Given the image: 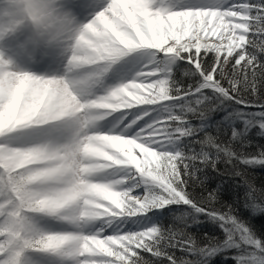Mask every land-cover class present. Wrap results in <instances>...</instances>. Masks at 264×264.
<instances>
[{
    "label": "clouds",
    "instance_id": "clouds-1",
    "mask_svg": "<svg viewBox=\"0 0 264 264\" xmlns=\"http://www.w3.org/2000/svg\"><path fill=\"white\" fill-rule=\"evenodd\" d=\"M78 6L82 0H0V126L7 115L14 129L7 137L10 146L0 154V165L11 172L0 186V264H41L42 259L49 264H145L140 250L161 255L163 231L150 233L147 240L128 234V241L136 243L122 241L117 248L104 235L119 211L106 193H126L144 183L154 208L172 200L191 203L175 194L184 190L174 176L165 177L167 185L153 178V173L167 172L166 162L179 151L154 143L153 122L178 117L167 106L153 115L148 106L174 100L161 73L195 43H181L172 21L181 28L186 20L198 25L197 14L206 9L171 0L168 17L137 15L130 23L122 11L114 13L112 0L84 19ZM50 56L60 61L59 71L38 73L28 66ZM129 60H135L131 75L108 83L110 74ZM121 139L135 162L112 147ZM150 153L163 157L159 169ZM219 219L228 237L224 247L236 246L238 238L264 251L233 216L225 213ZM45 220L64 227L53 230ZM101 240L113 255L99 247ZM237 264L248 261L239 257Z\"/></svg>",
    "mask_w": 264,
    "mask_h": 264
},
{
    "label": "trees",
    "instance_id": "trees-1",
    "mask_svg": "<svg viewBox=\"0 0 264 264\" xmlns=\"http://www.w3.org/2000/svg\"><path fill=\"white\" fill-rule=\"evenodd\" d=\"M249 4L246 41L226 66L202 51L196 58L185 55L171 73L172 97L193 92L211 74L224 93L205 90L189 112L176 110L181 119L169 120L179 144L171 176L184 190L177 193L191 203L166 206L158 221L165 235L158 245L162 254L140 250L145 264H237L239 257L264 264V251L238 238L236 246L224 247L228 237L219 219L230 214L264 247V129L255 114L264 112V0ZM227 105L238 108L239 115L229 116ZM190 124L196 127L188 129Z\"/></svg>",
    "mask_w": 264,
    "mask_h": 264
},
{
    "label": "bare ground",
    "instance_id": "bare-ground-1",
    "mask_svg": "<svg viewBox=\"0 0 264 264\" xmlns=\"http://www.w3.org/2000/svg\"><path fill=\"white\" fill-rule=\"evenodd\" d=\"M246 0H214L210 4L213 6V9L207 10L206 9L202 13H198L199 16V24L193 25L191 21L186 20L183 27L181 28L180 22L178 20H173L172 23L177 28V35L181 43L185 41H195L197 46L209 43H215L216 45H229V44H237L241 41V36L239 33H243L246 30H243L244 25L247 23L248 18V9L245 3ZM162 2H165L163 4ZM171 0H112V6L114 13L119 16L120 11L123 12L124 16L130 23L136 22L137 15L148 17L151 19L153 13L157 14V18L160 17H168V9ZM184 2V1H183ZM104 3V0H82V6H78V11L80 17L82 19L86 18L90 12L98 9ZM186 5L195 6V7H204L205 3H191V2H184ZM150 4H158L159 8L153 9L149 7ZM240 9L239 11H234L232 9ZM142 12V14L139 13ZM207 17V24L204 23V18ZM105 23L111 25V20L108 17L104 18ZM195 27V31L193 30ZM245 33V32H244ZM9 54H11V45H9ZM2 55V54H1ZM3 58L0 57V59ZM32 70L42 73V72H52V71H59L60 70V61L56 59L54 56H50L49 58L43 59L42 61L35 63V64H28ZM135 67V60H129L120 66H118L113 73L110 74L108 77V83L114 84L119 82L122 79H126L128 76L131 75V72L134 70ZM171 67V59L168 61L167 65L164 66L163 72L161 75L163 76L166 73L167 76V68ZM149 109L152 106H148ZM11 110V107L9 108ZM135 111V110H134ZM153 114V113H151ZM147 119V118H146ZM143 123V121H141ZM37 127H42L43 125H36ZM111 126V122H106L103 125V128L107 130ZM19 127V125H16ZM155 127V124H154ZM13 128H10L9 123L7 122V115L5 116V122L2 126H0V154L9 147L10 145L7 142V137L13 135ZM156 138L157 135L153 134ZM154 143H158V140L154 141ZM112 147L118 150L122 155H126L129 157V162H135L136 157L132 154L131 148L129 147L128 143L121 139L115 140L112 142ZM139 147V146H138ZM127 149V151H125ZM140 151L144 152L147 150H143L142 148ZM151 158L155 164V160L159 155L155 153H150ZM120 162H117V166ZM6 171L5 167L0 165V174L3 175ZM14 171V170H13ZM144 189V184L141 183L136 187H132L126 193H116V192H108L106 193L107 198L113 202V204L119 209L115 216L114 223L110 228L105 230L104 235L112 237V243L115 244L117 241H121L124 238V231L119 230L117 225L119 222L124 223L126 220L127 223L134 222L135 218L139 215L144 216L146 214L145 211H141L143 209V205L147 202L150 198L143 197L138 199L136 196L142 194ZM120 200H124V202L118 206V202ZM136 201L135 205H130V201ZM139 207V213L128 215L126 211L132 208ZM46 221L45 220L44 224ZM51 224L47 227L51 229H57L56 225ZM58 225V224H57ZM60 227V225H59ZM63 228L64 226L61 225ZM99 247L103 251H107L109 248L103 243V240L100 241Z\"/></svg>",
    "mask_w": 264,
    "mask_h": 264
},
{
    "label": "rangeland",
    "instance_id": "rangeland-1",
    "mask_svg": "<svg viewBox=\"0 0 264 264\" xmlns=\"http://www.w3.org/2000/svg\"><path fill=\"white\" fill-rule=\"evenodd\" d=\"M184 2H191V3H205L206 5L202 8H206L208 11L213 9V6H210V4L212 2H214V0H183ZM221 2V0H218ZM163 4H165V2H162ZM247 9H248V18H247V23L244 25L243 33H239V35L241 36V41L237 44L232 43L229 45H216L215 43H209V44H203L200 46H197V44H192L189 43L185 46V51H186V55H195V58L199 56V54L202 51L205 52H212L215 54L216 57V62H221V60L224 61V65L226 66L229 62L230 59L232 57V54L234 52L235 49L241 47L244 45L246 38H247V32H248V28H247V24L249 21V16H250V4H249V0L245 1ZM140 14H142V12L139 11ZM198 47V48H194V47ZM209 47V49H208ZM200 48V49H199ZM0 57H2V55L0 54ZM188 60L190 61V59L188 58ZM177 59H171V67L168 69V73L167 76L165 77L166 79V83L164 85V87L168 88V84L171 78V73L174 70V67L177 63ZM191 62H193L194 66H198V63L196 60H191ZM205 90L211 91L212 93H224L223 90L221 89V87L219 86L218 82L215 81V78L213 77V75H209L206 76L204 78L203 83L193 92L189 93V94H184L181 97H173L174 100H166V99H162L160 101V103H162L161 105L152 107L149 109L150 113H153V115H155L157 112H159V110L162 107H170L173 114L176 113L177 109H183L185 110L184 113L189 112V105L191 104V102L193 101H201L203 99L204 95H207V92H205ZM182 106V107H181ZM225 110H229L231 111L230 115L236 114L239 115V110L238 108H234L232 106L228 107L225 106ZM255 114L257 116H259V123L260 125L264 124V112L263 111H259L257 110L255 112ZM181 119V118H178ZM178 121L176 120V123ZM155 124V132L153 134L157 135V140H158V144L160 145L161 148L164 147H168L169 150L171 151H176L178 150L179 144L176 141V136H173L170 132H169V120L168 121H154L153 122ZM198 125V123H197ZM203 124H200L198 126H202ZM192 127H196V125H189L188 129H193ZM264 129V127H263ZM177 132H181V130H177ZM173 142L174 145H169V142ZM143 150H148L147 147L142 148ZM178 153V152H177ZM177 153L176 155L169 159L166 163H167V172L164 175H159L157 173H153V178L156 182L162 184V185H167L168 184V180L165 178L166 176H171L174 175V171H175V160L177 158ZM163 159L162 156H158L157 159L155 160V167L157 169H159L161 167V160ZM11 175L10 171H5L3 175L0 174V186L3 185V183L7 180H9ZM144 184V183H143ZM165 191H167V189H165ZM178 196H181L179 193H175ZM138 199H141L143 197H149L150 199L144 203L143 205V209L141 211H145L146 214L144 216H138L137 218H135L134 222L132 223H127L128 221L126 220L124 223L119 222L117 225V228L119 230H123L124 231V238L121 241H117L114 245L117 248L123 247L124 245L122 244V241H128V234H132L133 237L140 235L142 236L145 240H147L149 238V234L150 233H154L156 231H159V219L161 217L164 216V210L166 208V206L172 205V204H176L179 203L182 200H172L169 204L167 205H161L158 208H154L152 207V196L148 190V186L146 184H144V189L142 191V194L139 196H136ZM124 202V200H120L118 202V206H120L122 203ZM139 207H134L128 211H126V213L128 215H133V214H137L139 213ZM51 224V221H46L45 222V226H49ZM56 222H52V225L54 227V225H56L57 229L54 230H61V224H58ZM60 225V227H59ZM129 243L135 244L136 241L135 239L128 241ZM109 256L113 255L112 249H108L107 251H105ZM41 264H49V261L47 259H42Z\"/></svg>",
    "mask_w": 264,
    "mask_h": 264
},
{
    "label": "snow or ice",
    "instance_id": "snow-or-ice-1",
    "mask_svg": "<svg viewBox=\"0 0 264 264\" xmlns=\"http://www.w3.org/2000/svg\"><path fill=\"white\" fill-rule=\"evenodd\" d=\"M232 10L239 11L240 9L237 8V9H232ZM262 51H264V49H262ZM261 126L264 127V124H262Z\"/></svg>",
    "mask_w": 264,
    "mask_h": 264
}]
</instances>
